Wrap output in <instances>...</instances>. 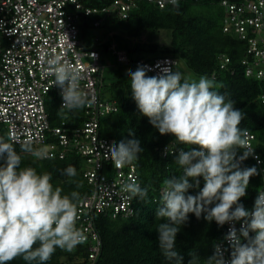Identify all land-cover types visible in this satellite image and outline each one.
Here are the masks:
<instances>
[{
    "label": "clouds",
    "instance_id": "9594fccd",
    "mask_svg": "<svg viewBox=\"0 0 264 264\" xmlns=\"http://www.w3.org/2000/svg\"><path fill=\"white\" fill-rule=\"evenodd\" d=\"M168 2L179 7V0ZM3 30L0 21V31ZM41 60L54 76L53 83L61 89L62 109L78 111L93 102L81 88L80 71L60 54L53 50L42 54ZM147 71L138 65L126 74L139 112L149 118L159 133L173 134L178 144L199 146L176 149L177 144H172L167 148L169 153L177 152L173 162L181 171L165 180L155 210V218L161 220L156 224L157 244L165 260L183 264V255L176 248L177 233L189 213L199 218L203 212L205 220H215L218 225L243 218L239 235L234 226L226 234L231 241V259L225 261L220 245L216 244L213 255L207 259L209 264H264V191L258 192L252 210L240 202L246 195L249 177L257 173L255 165L239 166L253 153L246 143V130L239 126L246 114L205 76L190 80L169 67H163L159 75H147ZM130 136L110 149L109 156L116 168L132 164L143 152L140 139L131 133ZM16 142L10 133L7 138L0 136V159L4 160L0 164V264L17 256L28 264H44L57 249L70 254L85 243V236L76 226L80 185L73 180L77 190L64 192L53 184L52 172L38 171L32 165L21 166V153L37 160L50 157L44 148L35 147L31 139L20 144L19 152L14 149ZM238 148L244 151L237 158ZM63 174L74 178L77 169L68 164ZM198 177L203 178L204 184L193 195L188 190L199 186ZM122 190L130 198L145 200L149 188L141 187L133 177L123 183ZM209 204L213 206L208 207ZM249 230L255 235L249 237ZM242 237L247 238L246 243L241 242ZM189 255L187 264H199L198 254Z\"/></svg>",
    "mask_w": 264,
    "mask_h": 264
},
{
    "label": "trees",
    "instance_id": "16d2710c",
    "mask_svg": "<svg viewBox=\"0 0 264 264\" xmlns=\"http://www.w3.org/2000/svg\"><path fill=\"white\" fill-rule=\"evenodd\" d=\"M111 1L113 0H86V4L103 6ZM221 1L179 0L178 8L171 4L160 8L150 1L139 0L126 19L94 14L84 20L82 34L85 41L89 23L94 27V21L102 19L99 26L95 27L104 30L105 35L95 36L93 43L86 45H97L103 55L105 70L102 81L98 84L100 96L104 100L115 101L118 106L116 112L101 117V133L118 141L132 138L130 133L140 139L143 152L134 162L139 171L141 187L149 188L145 200L134 197L135 212L132 216L112 218L101 213L95 217L96 229L102 238V249L96 264H171L165 260L158 248L156 224L161 220L155 218V210L165 180L171 175H179L181 170L173 162L176 154L163 156L161 150L168 144L199 148L198 145L178 144L171 133H159L150 124L149 118L139 112L131 96L130 80L126 75L137 68L136 61L139 59L154 61L158 57H174L177 64L173 71L177 69L184 74V70H187L197 78L196 80L201 76L212 79L219 92L235 101L234 107L246 114L239 126L255 134L254 152L262 158L261 166L253 153L239 163L241 168L253 165L257 168V173L249 177L246 195L240 198V202L245 208L252 210L258 192L264 188V174L261 171V168H264V79L245 74L243 59L248 56V43L234 32L223 30L224 7ZM161 31L168 34V42L157 41L156 37ZM144 35L146 40L142 39ZM96 37L99 43L95 41ZM113 44L116 49L126 52L130 58L128 64L116 61L106 65L105 57L113 53ZM222 55L229 58L224 67H221ZM146 74L155 75L149 70ZM188 78L193 79L191 76ZM60 105L58 94L50 92L46 97V110L52 127L59 125L63 119L70 126L83 123L86 116L85 107L70 112L62 109ZM8 134L6 125L0 122V136L7 138ZM14 149L19 152L20 144L14 143ZM243 151L242 148L237 149V158ZM2 163L4 160L0 159V164ZM68 164L76 167V177L69 178L63 174V169ZM25 165H32L38 171L52 172L53 184L60 186L64 192L77 190L78 183L80 200L92 192V186L84 176L85 161L75 152H69L64 158L50 157L38 160L28 153H21V166ZM198 179L199 186L188 190L193 195L204 184L202 177ZM73 180L76 183H73ZM211 206L213 205H208ZM226 223L218 225L215 220L207 221L203 212L199 218L189 213L188 220L176 236V248L183 255V264H187L191 258L190 252L198 254L199 264H209L207 259L213 255L214 245L222 240ZM254 235L255 232L249 230V237ZM246 242L247 238L242 237V243ZM88 248L87 244H83L70 254L57 249L44 264H61L75 258H83L88 255ZM6 264L28 262L17 256Z\"/></svg>",
    "mask_w": 264,
    "mask_h": 264
},
{
    "label": "built area",
    "instance_id": "2783aa9c",
    "mask_svg": "<svg viewBox=\"0 0 264 264\" xmlns=\"http://www.w3.org/2000/svg\"><path fill=\"white\" fill-rule=\"evenodd\" d=\"M138 1L113 0L108 5L91 6L86 0H0V21L4 24V30L0 31V122L17 139V144L31 139L49 157L64 158L69 152L81 155L85 161L84 176L92 186V192L79 202L76 224L85 236L89 253L61 264H96L102 238L96 229L95 217L101 213L112 218L129 217L135 212L134 197L130 198L122 185L133 177L140 183L139 171L135 162L116 168L109 156L110 149L119 141L101 133L100 119L116 112L118 106L115 101L100 96L98 84L105 70L103 55L97 45H86L82 25L86 17L94 14L126 19ZM147 1L160 8L170 4L168 0ZM221 4L223 30L234 32L248 43V56L243 59L245 74L264 79V0H222ZM101 21L95 20V26ZM95 41L99 43L97 37ZM111 48L118 62H130L125 51L116 49L115 44ZM53 50L80 71L81 88L93 99L85 106L86 116L81 125L70 126L65 119L57 126L50 125L46 97L56 92L62 103L61 89L53 83L54 76L48 72L41 55ZM221 60L224 67L229 58L222 55ZM136 64L159 75L163 67L173 70L177 59L171 56L154 61L139 59ZM246 133V143L253 148V155L261 166L262 158L254 152L255 134L249 130ZM171 145L162 148L163 156L177 154L167 151ZM261 171L264 174L263 167ZM242 223L243 220L226 223V231L218 243L225 261L231 259L232 252L226 234L234 226L239 235Z\"/></svg>",
    "mask_w": 264,
    "mask_h": 264
},
{
    "label": "rangeland",
    "instance_id": "374dc122",
    "mask_svg": "<svg viewBox=\"0 0 264 264\" xmlns=\"http://www.w3.org/2000/svg\"><path fill=\"white\" fill-rule=\"evenodd\" d=\"M86 44H89V43H93L94 41V37L95 36H103L105 35V31L104 30H100L99 28H96L95 26L93 27L90 23H89V26L87 27L86 29ZM143 40H146L147 37L146 35H144L142 37ZM157 41L161 42V43H166L168 42L169 40V37H168V34L165 32V31H161L158 36L156 37ZM117 61V55L115 53H111V54H108L106 57H105V63L107 66H109L108 64H113ZM184 75L186 76H191L193 79H197L196 77H194L190 72H188L187 70H184ZM212 80V79H211Z\"/></svg>",
    "mask_w": 264,
    "mask_h": 264
},
{
    "label": "bare ground",
    "instance_id": "6f19581e",
    "mask_svg": "<svg viewBox=\"0 0 264 264\" xmlns=\"http://www.w3.org/2000/svg\"><path fill=\"white\" fill-rule=\"evenodd\" d=\"M82 113V112H81ZM68 114V113H67ZM70 114V113H69Z\"/></svg>",
    "mask_w": 264,
    "mask_h": 264
}]
</instances>
